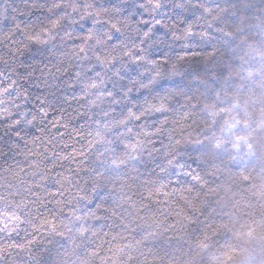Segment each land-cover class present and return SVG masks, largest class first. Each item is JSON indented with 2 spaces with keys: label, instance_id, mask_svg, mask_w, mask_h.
Masks as SVG:
<instances>
[{
  "label": "clouds",
  "instance_id": "obj_1",
  "mask_svg": "<svg viewBox=\"0 0 264 264\" xmlns=\"http://www.w3.org/2000/svg\"><path fill=\"white\" fill-rule=\"evenodd\" d=\"M0 264H264V0H0Z\"/></svg>",
  "mask_w": 264,
  "mask_h": 264
}]
</instances>
